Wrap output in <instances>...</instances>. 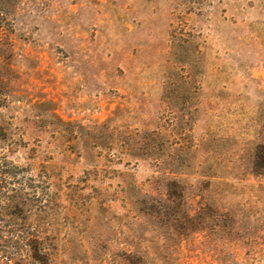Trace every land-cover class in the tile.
<instances>
[{
	"label": "rangeland",
	"instance_id": "374dc122",
	"mask_svg": "<svg viewBox=\"0 0 264 264\" xmlns=\"http://www.w3.org/2000/svg\"><path fill=\"white\" fill-rule=\"evenodd\" d=\"M2 4L18 264H264V0Z\"/></svg>",
	"mask_w": 264,
	"mask_h": 264
},
{
	"label": "trees",
	"instance_id": "16d2710c",
	"mask_svg": "<svg viewBox=\"0 0 264 264\" xmlns=\"http://www.w3.org/2000/svg\"><path fill=\"white\" fill-rule=\"evenodd\" d=\"M12 1H16L18 2L19 0H0V4H2V6L5 7V4L11 5L9 3H12ZM5 12V11H4ZM5 14H8V12L6 11ZM4 97L6 98V100L9 98L8 95L4 94L3 92H0V97ZM7 135L5 134L4 131V127L1 126L0 124V135ZM0 141H4L6 142V140L4 139H0ZM5 152V148L4 151ZM257 158H258V162L255 164V169H254V173L255 175H263L264 174V145L259 147L258 150V154H257ZM16 168L14 162L11 160V157L8 153H1L0 151V182H2V178L5 177H10L12 176V172L11 170ZM184 186H182L181 184L177 183V182H173L171 185H169V189H171L172 191H174L175 188H181V193L184 192ZM13 192V191H12ZM18 197V195L13 194V196H9L7 197V204H5L4 206H2L0 208V211L2 215H7V212L11 210V208L13 207V200L16 199ZM203 211H205V209L203 207H201V210L197 212L196 216L194 217H189V220L192 221L193 224H196L197 226H201L204 223V217H203ZM223 216H225V214H221ZM27 252L30 253L31 258L33 259V261L36 264H48L47 261H45V252H44V248L43 246L37 244L34 245L32 244H27L26 246ZM21 249V246L18 242H5L0 244V255H2V258H5L6 262H4V264H10V263H15L18 264L19 262V258H15V256L19 255V251ZM22 263V262H21Z\"/></svg>",
	"mask_w": 264,
	"mask_h": 264
}]
</instances>
